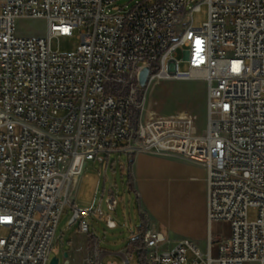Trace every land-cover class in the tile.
Listing matches in <instances>:
<instances>
[{"label": "built area", "instance_id": "1", "mask_svg": "<svg viewBox=\"0 0 264 264\" xmlns=\"http://www.w3.org/2000/svg\"><path fill=\"white\" fill-rule=\"evenodd\" d=\"M117 1L0 0V264H49L67 205L90 233L92 210L74 200L85 164L141 153L204 167L209 223H227L229 234L210 236L202 252L148 229L120 253L123 264H264V0L191 10L189 0H145L113 12ZM202 4L208 19L195 27ZM18 19L45 20L47 37L18 36ZM76 32V52L53 49ZM165 80L206 84L203 131L191 98L169 116L145 109ZM110 255L95 246L87 263L119 264Z\"/></svg>", "mask_w": 264, "mask_h": 264}, {"label": "rangeland", "instance_id": "2", "mask_svg": "<svg viewBox=\"0 0 264 264\" xmlns=\"http://www.w3.org/2000/svg\"><path fill=\"white\" fill-rule=\"evenodd\" d=\"M145 0H118L111 8L113 12L125 11L133 8L137 3ZM202 0H189L186 7H192ZM208 19V6L201 5V10L193 14L194 26L202 27ZM16 34L21 37L40 36L47 37V22L41 19H18L16 21ZM79 32L70 38H55L52 47L62 54L76 52L79 46ZM184 49L177 52V60L180 61V69L187 71L188 64L184 61ZM187 82H177L174 80L159 81L153 84L149 90V99L144 105L145 109L152 114L159 116H169L176 113L190 99L193 94L194 107L199 116V125L203 131L207 124V96L206 87L202 81H196L193 89ZM144 88H139L140 95ZM144 114V112H143ZM122 157V158H121ZM116 161V162H114ZM122 161V163H120ZM123 164L127 165L123 167ZM129 165L126 156H111L110 164H100L97 161L87 162L84 166L81 181L76 189L74 200L80 208L88 207L93 212L89 216L91 225V235L98 248L111 255L105 259L113 260L123 264L120 253L126 251L131 246L132 241L137 237L139 228L142 225L141 214L136 195L130 190L128 185ZM113 199L116 204L115 210H111L109 201ZM102 211V216L99 214ZM73 215L69 205L66 206L62 221L58 229V237L63 235L51 252L50 261L53 258L59 259V264H64L65 254L69 251L70 232H67V223ZM109 220L116 223L115 227L109 226ZM215 236H225L228 227L225 225L214 226ZM6 229L0 227V237L7 236ZM206 252V240L203 241ZM216 255V249L214 250ZM49 261V264H50ZM130 264H141L136 256H132Z\"/></svg>", "mask_w": 264, "mask_h": 264}, {"label": "crops", "instance_id": "3", "mask_svg": "<svg viewBox=\"0 0 264 264\" xmlns=\"http://www.w3.org/2000/svg\"><path fill=\"white\" fill-rule=\"evenodd\" d=\"M202 84L206 87L204 82ZM194 85L195 82L191 84V89ZM189 98L194 104L192 92ZM112 155L105 156L102 161H95L102 165L110 164ZM116 155L127 157L129 175L125 176L128 178L130 190L137 197L142 225L145 226L146 231L148 229L157 230L172 242L190 239L203 250L205 249L203 241L206 240L207 244L210 236L223 237L215 236V224L228 227L225 236L229 234L227 223L214 222L211 225L209 223V190L207 171L204 167L179 157H162L144 153L134 158H129L125 154ZM126 166L123 164V167ZM111 201L113 204L114 200L111 199ZM76 205L79 207L77 203ZM72 217L73 215L67 223V232L72 234L69 239V251L65 254L63 262L88 264V257L92 254L93 248L98 245L94 241V236L91 235V225L90 233H82L79 222H73ZM61 221L62 217L60 224ZM60 239L57 231L54 247L59 244Z\"/></svg>", "mask_w": 264, "mask_h": 264}, {"label": "water", "instance_id": "4", "mask_svg": "<svg viewBox=\"0 0 264 264\" xmlns=\"http://www.w3.org/2000/svg\"><path fill=\"white\" fill-rule=\"evenodd\" d=\"M149 75H150V68L148 67L144 68L139 77V85L141 88L146 87ZM79 165H80V160H78L77 162V165L75 168L76 170L79 168ZM109 203L112 206L111 210H115L116 204H112L111 200L109 201ZM50 264H59V259L58 258L51 259Z\"/></svg>", "mask_w": 264, "mask_h": 264}, {"label": "trees", "instance_id": "5", "mask_svg": "<svg viewBox=\"0 0 264 264\" xmlns=\"http://www.w3.org/2000/svg\"><path fill=\"white\" fill-rule=\"evenodd\" d=\"M146 231L145 226L141 225V227L138 230L137 237L132 241V243L139 244L142 241V237Z\"/></svg>", "mask_w": 264, "mask_h": 264}]
</instances>
